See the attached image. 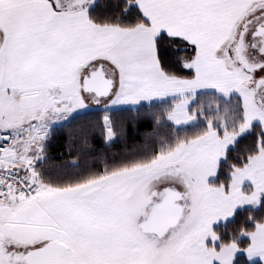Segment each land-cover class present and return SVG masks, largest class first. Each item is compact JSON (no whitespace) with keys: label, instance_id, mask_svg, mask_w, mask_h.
<instances>
[{"label":"snow or ice","instance_id":"1","mask_svg":"<svg viewBox=\"0 0 264 264\" xmlns=\"http://www.w3.org/2000/svg\"><path fill=\"white\" fill-rule=\"evenodd\" d=\"M0 264H264V0H0Z\"/></svg>","mask_w":264,"mask_h":264},{"label":"trees","instance_id":"2","mask_svg":"<svg viewBox=\"0 0 264 264\" xmlns=\"http://www.w3.org/2000/svg\"><path fill=\"white\" fill-rule=\"evenodd\" d=\"M125 116L130 120L131 116L130 114H125ZM148 126V122L146 120H141L138 123V127L134 128L131 126V124H129L128 127V137H129V144H131L132 142L138 140L139 137V132L143 130V128Z\"/></svg>","mask_w":264,"mask_h":264}]
</instances>
